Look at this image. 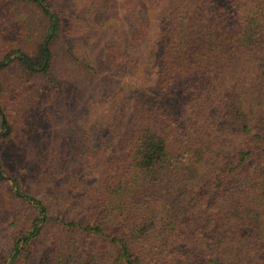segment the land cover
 Segmentation results:
<instances>
[{"label":"trees","instance_id":"obj_1","mask_svg":"<svg viewBox=\"0 0 264 264\" xmlns=\"http://www.w3.org/2000/svg\"><path fill=\"white\" fill-rule=\"evenodd\" d=\"M8 1L33 4L48 34L35 57L8 51L0 77L19 63L60 88L69 8L104 52L91 61L65 40L67 57L122 110L37 149L40 165L0 153V264H32L45 235L39 264H264V0ZM2 100L0 144L14 138Z\"/></svg>","mask_w":264,"mask_h":264},{"label":"rangeland","instance_id":"obj_2","mask_svg":"<svg viewBox=\"0 0 264 264\" xmlns=\"http://www.w3.org/2000/svg\"><path fill=\"white\" fill-rule=\"evenodd\" d=\"M70 2L75 3L78 8L86 0L66 1ZM9 6H13L12 9H9ZM67 9L65 16L69 21L68 33L63 34L54 44L55 60L51 72V77L59 82L60 88L47 77L38 76L40 77L38 80L30 78L19 63L12 64L0 77L3 110L14 127V138L0 144V153L7 161L14 160L15 163L27 161L30 165L31 163L40 165V161H44L39 158L37 149L45 150L50 144L65 137L76 141L77 134L85 133L86 130L92 132L86 135L89 138L101 125L102 120L108 121L113 118L115 111L122 110L118 107V100L114 97L116 92H113L110 82L104 78L89 79L88 74L75 68L67 57L65 40L69 46L75 47L73 52L77 56L82 57L87 53L91 56V61L92 57L97 60L104 52L103 46L99 43L86 45L83 42L84 36L78 34L79 27L82 26L78 25L73 17L75 11ZM43 18L42 13L37 11L33 4L0 0V62L4 60L8 51L15 48H21L29 56H37L39 47L48 34L47 23ZM105 130L103 127L101 131ZM16 174L24 181L22 188L25 192L33 196L38 195L34 177H26L15 172ZM10 190L11 186L1 187L4 197ZM29 211L30 209H23L18 214V220L22 221L21 225L26 222V227L30 214L34 213ZM0 233L4 240L5 227ZM48 247L49 241L45 235L35 247L37 256L32 264H39V260L46 256Z\"/></svg>","mask_w":264,"mask_h":264}]
</instances>
